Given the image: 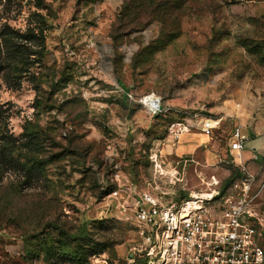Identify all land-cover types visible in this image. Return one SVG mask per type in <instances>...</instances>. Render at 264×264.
Listing matches in <instances>:
<instances>
[{
    "label": "rangeland",
    "instance_id": "obj_1",
    "mask_svg": "<svg viewBox=\"0 0 264 264\" xmlns=\"http://www.w3.org/2000/svg\"><path fill=\"white\" fill-rule=\"evenodd\" d=\"M90 35L112 52L104 70L112 82L92 67ZM152 95L180 111L222 116L208 136L220 155L198 162L167 153L179 142L166 132L174 116L148 114L140 99ZM235 124L264 217V0H0V127L15 137L35 130L44 162L26 174L2 160L0 264H76L40 251L39 242L59 238L55 225L76 234L85 227L89 240L105 244L78 264H140L130 201L108 198L116 184L101 179L117 164L119 180L143 188L155 173L146 150L166 138L168 164L189 160L178 165L187 187L180 197L223 190L241 176Z\"/></svg>",
    "mask_w": 264,
    "mask_h": 264
},
{
    "label": "built area",
    "instance_id": "obj_2",
    "mask_svg": "<svg viewBox=\"0 0 264 264\" xmlns=\"http://www.w3.org/2000/svg\"><path fill=\"white\" fill-rule=\"evenodd\" d=\"M125 94L136 100L132 93ZM140 102L151 116H174L166 132L176 143L191 126L209 136L223 120L222 116L211 118L200 111L162 105L156 95L144 96ZM232 135L234 159L241 176L223 190L192 191L180 197L179 192L187 187L184 170L178 165L189 160L182 158L168 164L162 153L166 138L153 139L146 150L155 173L143 188L136 189L119 180L117 164L113 173L101 179L103 185L116 184L108 198L123 194L130 201L140 238L136 253L140 264H264L260 244L264 217L256 203L261 188H255L254 174L242 163L246 137L240 124L233 126Z\"/></svg>",
    "mask_w": 264,
    "mask_h": 264
},
{
    "label": "trees",
    "instance_id": "obj_3",
    "mask_svg": "<svg viewBox=\"0 0 264 264\" xmlns=\"http://www.w3.org/2000/svg\"><path fill=\"white\" fill-rule=\"evenodd\" d=\"M31 37V32H25L20 36L24 40H29ZM4 39L8 42L10 34L7 33V37L5 36ZM162 115L168 114L162 113L156 116ZM34 131L33 129H24L18 137H15L7 129L0 127V166H2V160H4L6 164L19 165V168L24 169L26 174L41 170L44 163L40 157L41 145L39 143V135ZM230 181L231 179L228 180V182ZM108 189H111V187L109 186ZM108 221V218H104L99 220L98 223L102 225ZM85 230L86 228L84 227L83 232L81 231L80 234L67 233L59 230L55 225L54 232H57L56 237L59 238H56L53 242H39L40 251L47 256L57 255L60 258H67L76 264L88 253L98 254L104 251L106 248L105 244L93 243L87 238V234H84Z\"/></svg>",
    "mask_w": 264,
    "mask_h": 264
},
{
    "label": "crops",
    "instance_id": "obj_4",
    "mask_svg": "<svg viewBox=\"0 0 264 264\" xmlns=\"http://www.w3.org/2000/svg\"><path fill=\"white\" fill-rule=\"evenodd\" d=\"M93 37L94 36L90 35L89 39L87 40L88 44L86 43V48L90 49V52L95 56L94 64L92 67L95 71H98L105 77V74L108 75V72H105L104 70H106V65L109 67L112 52L108 48H104L103 51L100 50L95 45V40ZM106 78H108L107 80L109 82L113 79V77L109 75L106 76ZM113 83H115V81H113ZM126 92L127 91H125V93ZM166 152L174 153V155L179 156L186 153L192 154L193 159L196 158L198 162L201 159H206L207 161H214L216 159V156L220 155L221 153L219 151V146L217 145V142H211L209 137L207 135H204L199 130H193L189 133L184 134L179 140V142L176 144V147L172 149L170 148V150L166 148Z\"/></svg>",
    "mask_w": 264,
    "mask_h": 264
}]
</instances>
